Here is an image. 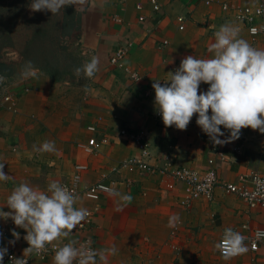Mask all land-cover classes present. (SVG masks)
Instances as JSON below:
<instances>
[{
  "label": "crops",
  "instance_id": "obj_1",
  "mask_svg": "<svg viewBox=\"0 0 264 264\" xmlns=\"http://www.w3.org/2000/svg\"><path fill=\"white\" fill-rule=\"evenodd\" d=\"M158 2L157 12L150 0H87L75 6L82 12L81 46L86 62L93 56L99 61L92 79L82 74L55 81L39 72L38 78L25 80L20 71H0L8 77L9 91L19 97L14 111L0 108V163L10 177L0 181V207L9 211L7 197L21 182L44 190L53 180L71 182L75 166L87 165L83 185H93L106 176L117 191L132 196L123 207L118 197L102 196L100 212L86 232L94 238L96 250L116 247L117 253L109 255L107 264H264L263 250L251 251L248 241L255 231L264 230V212L250 209L222 187L215 189L213 200H198L186 208L181 205V183L171 189L168 175L129 165L136 160L151 168H189L201 174L215 169L222 182L235 185L242 176L264 175V134L245 128L244 138L215 145L196 124L197 115L184 131L174 125L166 128L155 110L152 87L155 80L163 84L186 56L211 58L208 48L225 23L237 26L240 38L253 47L264 49V35L251 36L231 9L254 7L259 0ZM180 16L186 20L184 31L177 22ZM116 17L122 22H116ZM119 48L128 50L123 67L111 62ZM208 87L201 83L200 91ZM122 130L149 132L150 156L143 158L138 145L121 135ZM221 131L225 136L220 139H225L227 130L221 126ZM91 139L103 143L93 155L83 150ZM44 141H54L57 151L33 150ZM76 206L89 210L96 204L81 198ZM174 214L180 222L169 227ZM177 227L179 231L173 234ZM225 228L246 237L247 253L225 259L215 249ZM12 230L20 233L14 244L9 243L15 239ZM25 235L11 219H0V248L9 250L15 245L23 253ZM84 236L74 229L69 238L55 243L62 246L71 239L78 247ZM97 262L102 264L99 258ZM35 264H53V258Z\"/></svg>",
  "mask_w": 264,
  "mask_h": 264
},
{
  "label": "clouds",
  "instance_id": "obj_2",
  "mask_svg": "<svg viewBox=\"0 0 264 264\" xmlns=\"http://www.w3.org/2000/svg\"><path fill=\"white\" fill-rule=\"evenodd\" d=\"M87 0H31L32 12L49 11L58 14L66 6L86 4ZM240 29L225 23L214 33V42L208 52L211 58H197L189 55L181 60L174 72H169L168 79L155 80L152 87L155 92L154 107L162 118L164 126L184 131L194 115L196 124L215 145H224L241 136V129L251 128L264 134V49L253 47L247 40L240 38ZM99 61L93 56L90 61L74 69L79 77L81 73L92 79L98 71ZM39 69L32 61H27L22 68L23 79L38 78ZM7 78L0 75V83ZM201 83L208 84L206 91H200ZM87 90V89H86ZM210 113V114H209ZM230 133L225 139V132ZM36 152H56L54 141H44ZM0 163V181L10 179ZM259 194L264 191V180L259 177L254 181ZM110 194L118 197L120 207L131 202L130 194H122L115 189ZM78 197L58 181H50L42 190L27 182L15 186L7 197L9 211L0 207V219H11L15 226L26 231L23 239L28 247L24 256L40 254L49 245L69 238L73 230L90 215L87 208L77 207ZM180 222L178 214L169 218L168 226L175 227ZM14 244L20 239V233L12 230ZM257 238H264V231L258 230ZM246 237L232 228H225L220 240L214 245L225 259H230L248 252ZM91 240L77 247V241L55 247L53 264H107L109 255L117 253L116 247L104 250L91 248ZM7 248H0V264H3ZM14 264H27L24 258L13 259Z\"/></svg>",
  "mask_w": 264,
  "mask_h": 264
},
{
  "label": "built area",
  "instance_id": "obj_3",
  "mask_svg": "<svg viewBox=\"0 0 264 264\" xmlns=\"http://www.w3.org/2000/svg\"><path fill=\"white\" fill-rule=\"evenodd\" d=\"M150 2L155 12L160 10V4L158 0H150ZM137 9L141 10V6H138ZM224 9L227 10L228 7L225 6ZM231 9L236 13L237 20L247 25L251 36L259 37L261 35H264V0H259V3L254 7H232ZM258 20H260L261 22H259ZM115 21L122 22L118 17L115 18ZM177 22L180 26V30L184 31L186 25L185 18L180 16L179 18H177ZM127 55V49L119 48L111 58L112 64L123 67ZM0 75H3L7 78L3 83H0V108L14 111L17 106L19 97L17 95L14 96V94L9 91L8 77L1 72ZM131 76L133 79L139 78L138 74H131ZM159 117L161 116L159 115ZM89 130L95 131V128L91 127L89 128ZM227 134H230L228 130ZM245 134V128L241 129L240 138H244ZM121 135L125 136L136 145H138L143 158L150 156L151 142H149V132H130L128 130H122ZM102 145L103 143L98 142L95 139H91L87 145L83 146V150L86 154L93 155L101 149ZM217 154L220 157H224L223 152L219 151L217 152ZM213 164L214 161L211 160L210 165ZM129 165L139 166V168L145 171L155 172V170H157L160 174L168 175L172 179V182L168 184V187L171 189L176 187L177 183H181L184 186V196L181 200V205L186 208L191 207L194 202L198 200H213L215 189L217 187H222L228 194L236 195L240 199H242L250 209L260 210L261 212H264V191H260L259 194H257L258 189L256 183L254 182L257 177L264 180V175L251 174L250 176H242L240 178L239 184L235 185V183L222 182L219 179V176L217 175L215 169H210L209 171L201 174L198 171L189 168H175L173 170L170 168H151L143 162L136 160L132 161ZM74 170L75 171L71 182L64 183L63 185L67 186L78 197V200L84 198L85 200L96 204L94 209H89L90 215L86 218V220L75 228V230H77L78 232H82L85 234V236L81 238L79 246L81 244H86L89 240H91L90 246L91 248L95 249L93 240L94 238L86 234V232L90 230L92 224L94 223L95 216L100 212V206L98 204L101 201L102 196L111 195L110 190L115 189V187L107 182L106 176L93 185H83V174L89 170V167L87 165H77L75 166ZM178 231L179 228L177 227L173 231V234H176ZM257 231H255L248 240L250 248L253 252H258L262 249L264 254V238H257ZM56 246L60 245L55 243L54 245H49L47 247V250L41 252L40 254L33 253L31 255L24 256V254L19 252L18 248L13 245L7 251L4 263L14 264L13 259L20 258H24L25 260H27V264H35V261L44 262L50 258H53ZM27 247L28 244L25 248ZM239 257L240 255L233 258L235 259Z\"/></svg>",
  "mask_w": 264,
  "mask_h": 264
},
{
  "label": "rangeland",
  "instance_id": "obj_4",
  "mask_svg": "<svg viewBox=\"0 0 264 264\" xmlns=\"http://www.w3.org/2000/svg\"><path fill=\"white\" fill-rule=\"evenodd\" d=\"M30 3L0 0V71L21 72L25 63L32 61L40 73L53 80L52 72L61 80H72L74 69L86 63L81 46L82 12L74 5L56 15L32 12ZM70 29L72 34H66Z\"/></svg>",
  "mask_w": 264,
  "mask_h": 264
},
{
  "label": "trees",
  "instance_id": "obj_5",
  "mask_svg": "<svg viewBox=\"0 0 264 264\" xmlns=\"http://www.w3.org/2000/svg\"><path fill=\"white\" fill-rule=\"evenodd\" d=\"M72 31H73V30H71V29H70V30H67V31H66V34L71 35V34H72ZM81 75H82V74H81ZM81 75H80V76H81ZM59 76H60V77H64L62 73H59ZM80 76H79V77H80ZM51 77H54V80H55V81H58V80H59V81L66 80V79H63V78H62V80L59 79V78L57 77V75L54 74V72L51 73ZM55 77H57V78H55ZM71 77H74L73 79L78 78L77 76H75V74L72 75Z\"/></svg>",
  "mask_w": 264,
  "mask_h": 264
}]
</instances>
